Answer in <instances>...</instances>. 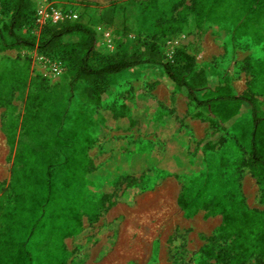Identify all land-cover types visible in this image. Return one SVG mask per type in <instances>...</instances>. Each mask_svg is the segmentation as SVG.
Returning <instances> with one entry per match:
<instances>
[{"label":"rangeland","instance_id":"374dc122","mask_svg":"<svg viewBox=\"0 0 264 264\" xmlns=\"http://www.w3.org/2000/svg\"><path fill=\"white\" fill-rule=\"evenodd\" d=\"M31 1L36 14L41 7L67 8L55 0ZM174 1L176 6L168 5ZM192 2L185 0L180 8L179 0H131L125 7L131 8L132 26L139 32L99 28L96 51L130 54L153 42L166 52L168 43L179 41L181 51L201 62L195 64L194 83L199 70L209 77L202 91L249 94L264 113V13L254 16L259 20V44L212 24L196 28L187 9ZM145 10L146 20L157 26L163 17L162 28L145 33L144 23L135 21ZM5 20L0 16V28ZM176 22L180 29L174 33L170 25ZM36 25L32 33L39 38L44 25ZM3 43H11L7 35L0 42V72L12 66L24 70L27 79L24 84L6 79L7 84L0 85V231L12 214L14 181L20 190L33 175L32 181L37 178L39 153L54 163L68 161L54 168L53 191L83 202L81 232L62 241L65 264H217L204 258L202 250L221 227L220 211L231 201L264 211V181L258 183L246 166L253 130L249 113L239 112L225 132L209 110L170 89L163 69L154 66L114 75L108 92L91 100L83 83L71 84L70 73L57 58L36 49L7 50ZM17 162H24L23 175L16 173ZM162 190L171 191L172 218L164 226L138 231L127 214ZM222 195L226 198L220 199ZM179 197L188 203L186 210L179 207ZM231 246L226 238L216 249ZM259 263L252 258L246 264Z\"/></svg>","mask_w":264,"mask_h":264},{"label":"trees","instance_id":"16d2710c","mask_svg":"<svg viewBox=\"0 0 264 264\" xmlns=\"http://www.w3.org/2000/svg\"><path fill=\"white\" fill-rule=\"evenodd\" d=\"M130 2L106 9L97 18L98 25L118 30L127 27L138 33L139 29L132 26L131 8L128 7L127 11L125 7ZM184 2L179 0L178 6L183 7ZM168 5L174 7L177 4L174 1ZM158 7H163V4H158ZM187 9L192 11L191 18L198 29L204 24H212L228 35H245L259 44L262 40L260 29L256 26L259 20L254 16L264 13V0H193ZM146 13V10L143 14L139 13L135 19L139 26L144 23L146 34L162 28L163 17L155 16L160 21L157 26L146 20ZM115 14L119 16L118 22H114ZM0 16L6 19L1 23L0 42L4 41V35L11 40L10 44L3 43L5 49H36L42 55L57 58L70 73L71 84L83 83L88 99H99L107 93L114 75L129 69L154 66L163 69L170 89L183 94L197 108L209 110L220 120L225 132L232 128L239 112L249 113L253 130L246 166L252 178L258 183L264 181V113L256 100L249 94L237 96L221 89L210 93L208 90L202 91L207 88V76L199 70L196 76L199 81L197 85L194 83L196 63L191 55L180 50V46L174 48L170 57L168 49L165 52L153 42L130 54L117 51L113 55H104L96 51L95 29L83 22L81 16L73 21L44 24L39 38L32 33L37 25L36 9L31 0H0ZM170 26L175 29L174 33L180 29L177 22ZM6 79L11 84H24L27 74L22 69L10 66L8 71L0 72L1 86L7 84ZM198 93L201 98H198ZM223 111H228L229 115H223ZM227 123L229 125L224 126ZM26 156L22 158L28 159ZM39 156L37 178L32 181L33 175L20 190L17 179L14 181L12 214L4 219L0 231V264H65L66 253L62 241L81 232L82 199L54 193L51 181L54 168L64 166L68 161L59 164L49 157H42L40 153ZM23 165L24 162L18 163V168L15 164L17 174L23 175ZM71 182L67 183L70 193L74 185ZM224 198L225 195L220 197ZM260 201L264 205V188L260 190ZM177 203L182 210L189 206L182 197L178 198ZM219 214L221 227L216 235L207 239L202 256L213 259L217 264H246L252 258L260 259L259 264H264V211L251 210L240 201H231ZM226 238L232 240L230 249L217 250V244Z\"/></svg>","mask_w":264,"mask_h":264},{"label":"bare ground","instance_id":"6f19581e","mask_svg":"<svg viewBox=\"0 0 264 264\" xmlns=\"http://www.w3.org/2000/svg\"><path fill=\"white\" fill-rule=\"evenodd\" d=\"M170 194V190H162L152 201L147 199L146 201L140 202V205L135 209V212L127 214L128 220L132 226L135 228L138 227L137 230L140 232H145L146 229L150 231L153 229V226L156 225L164 226V222L170 220L174 213ZM132 253L137 254L136 251H133Z\"/></svg>","mask_w":264,"mask_h":264},{"label":"crops","instance_id":"0c3cea01","mask_svg":"<svg viewBox=\"0 0 264 264\" xmlns=\"http://www.w3.org/2000/svg\"><path fill=\"white\" fill-rule=\"evenodd\" d=\"M129 1L131 0H55V4L64 3L65 7L68 8H65L68 13L76 15L77 17L81 16L83 22L90 25L96 31L99 28L104 29L102 26L98 25L97 18H99L106 9L110 7H119L120 4ZM118 17L117 14L114 15V22H118ZM196 59V63H201L200 61L198 62V58ZM231 86L233 87L232 84ZM211 118L213 119L214 116L211 115Z\"/></svg>","mask_w":264,"mask_h":264},{"label":"built area","instance_id":"2783aa9c","mask_svg":"<svg viewBox=\"0 0 264 264\" xmlns=\"http://www.w3.org/2000/svg\"><path fill=\"white\" fill-rule=\"evenodd\" d=\"M77 19L76 15L70 14L68 12H64L61 9H50L41 7L38 9L36 14V23L44 25L46 23H59L63 21H73ZM179 46V41H173L172 43H168V57H170L173 53L174 48Z\"/></svg>","mask_w":264,"mask_h":264}]
</instances>
